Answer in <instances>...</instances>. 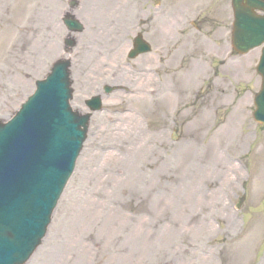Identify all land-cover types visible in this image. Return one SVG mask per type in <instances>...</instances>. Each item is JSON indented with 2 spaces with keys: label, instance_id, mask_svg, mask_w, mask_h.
Segmentation results:
<instances>
[{
  "label": "rangeland",
  "instance_id": "374dc122",
  "mask_svg": "<svg viewBox=\"0 0 264 264\" xmlns=\"http://www.w3.org/2000/svg\"><path fill=\"white\" fill-rule=\"evenodd\" d=\"M77 1L80 5L72 11L84 30L71 34L77 44L66 52L63 39L69 33L62 15L70 9L68 0H0V89L6 92H0L1 121L15 113L35 81L58 59L71 60L73 109L86 112L84 100L95 94L103 100L102 109L90 119L47 233L26 264L53 261L49 252L62 241L54 238L55 232L70 238L77 211L103 197L107 201L96 219L102 236L125 246L128 257L122 264H264V125L252 119L253 96L260 88L255 70L260 48L243 56L230 53V34H225L231 30V8L222 10L218 2L200 15H207V21L194 20L199 29L189 25L179 35L175 26L183 15L197 14L204 2H185L188 10H181L182 15L178 8L184 2H166L171 15L152 51L134 60L126 58L135 23L142 17L126 20L128 34L119 46L123 70L88 80L87 73L74 69L75 59L94 44L89 31L105 25L95 27L96 20H104L103 5L101 0ZM140 4L130 2L134 15ZM20 43L23 49L17 50ZM170 46L177 54L171 56ZM193 64L201 75L193 79V88L181 91L179 83H184ZM138 70L154 80L168 72V85H179L180 94L167 95L166 104H155L148 116L136 120L131 128L138 138L133 141L121 130L110 132L123 128L121 114L128 109L132 114V104L122 97ZM103 84L117 90L105 94ZM116 134L118 138L112 137ZM122 147L134 149L127 152ZM199 170L207 173L206 182Z\"/></svg>",
  "mask_w": 264,
  "mask_h": 264
},
{
  "label": "water",
  "instance_id": "95a60500",
  "mask_svg": "<svg viewBox=\"0 0 264 264\" xmlns=\"http://www.w3.org/2000/svg\"><path fill=\"white\" fill-rule=\"evenodd\" d=\"M231 5L233 48L246 53L264 43V14L255 13L264 12V0H232ZM64 22L81 30L75 20ZM146 50L138 44L129 56ZM68 66L67 60L56 61L15 115L0 122V264H23L40 244L85 140L90 115L69 107ZM256 69L262 82L253 117L263 123L264 46ZM86 103L93 111L100 108L97 97Z\"/></svg>",
  "mask_w": 264,
  "mask_h": 264
},
{
  "label": "bare ground",
  "instance_id": "6f19581e",
  "mask_svg": "<svg viewBox=\"0 0 264 264\" xmlns=\"http://www.w3.org/2000/svg\"><path fill=\"white\" fill-rule=\"evenodd\" d=\"M100 4L103 5L101 8L104 16L102 19L104 20H96L97 23L95 27L98 28L101 23L105 25H101L102 30L96 32L89 31L88 35L94 40V44H92V47H86L79 52V55L75 59L74 67V69L77 67L79 72H83L84 74L87 73L85 77L88 80L95 81L97 78L105 79L113 76L116 71L123 68L121 61L122 54L119 52V46L123 44L128 34V22L126 20H129L131 15V11L127 7L125 0H101ZM95 9H97V7ZM95 18H100V16L95 15ZM28 29L30 31L32 28L28 27ZM32 30L34 32V27ZM15 46L16 42L13 47ZM100 46L102 49L99 50ZM18 48L23 49L21 43L16 49L18 50ZM174 54L177 53H173V55ZM116 58H118V60L114 63ZM169 63H173L171 58ZM88 67L91 69L89 72L86 71ZM122 70L123 69L120 71ZM188 73V77H186L184 83H181L182 81L179 83L180 86L182 85V88H180L179 85L174 83L168 85L166 79L168 75L166 72L160 74L159 79L154 80L145 70L136 71V74L132 75V79H134L133 86L129 87L127 89L128 93L126 92V95L122 97L125 102L132 104L133 107L130 108L132 114L129 113V109L124 114H121L120 116L125 120L123 128L113 130L110 133L121 130L122 134H128L133 138V141H135L138 135L134 131L135 128L131 127L136 124V120L138 121L142 117L148 116L154 110L155 104L158 103V105H161L165 103V101H167V99H165L167 95L177 94L179 96L180 90L182 91L186 88L191 89L195 86L193 79L199 78L201 73H198L195 64L192 65ZM16 78L19 83L24 82L20 76H16ZM126 79L129 78L126 77ZM0 88H2L1 85ZM0 92L4 91L0 89ZM4 93L6 94V92ZM178 99L180 98L178 97ZM121 111H123V109H121ZM112 120H117L116 116L112 118ZM112 137L118 138V134ZM122 148L123 151H127L128 149L125 147ZM133 149L131 147L128 151H133ZM199 156L202 158L204 154H200ZM164 172L165 171H162L160 174L162 175ZM199 174L201 175L202 181L206 182L208 179L207 173L199 170ZM178 189L181 190L180 185ZM175 194H177V190ZM97 196L99 198L102 197L101 195ZM103 201H107L105 197L98 202L85 205L83 209L77 211L78 216L76 215V217H74L75 223L72 222L70 224L71 232H68L70 238L66 237L67 235L64 233L55 232L54 238L57 237L58 239H62V241L59 243L61 245H55L49 252L53 261L49 260L48 264H122L124 256L128 257V252H126L124 248L125 246L118 245L115 238L102 236L101 224L99 220L96 219L98 212L103 208ZM103 239H105L107 243H105Z\"/></svg>",
  "mask_w": 264,
  "mask_h": 264
},
{
  "label": "flooded vegetation",
  "instance_id": "af4514ba",
  "mask_svg": "<svg viewBox=\"0 0 264 264\" xmlns=\"http://www.w3.org/2000/svg\"><path fill=\"white\" fill-rule=\"evenodd\" d=\"M128 2H134V0H128ZM166 2H184L181 7L178 8L179 15H182V11H187V5L185 2H222V8L225 6V2L228 0H141L142 6V26L139 32L142 33L145 40L150 43H156L158 38L163 35L166 27V14H167V3ZM183 8V9H182ZM199 14H192L185 16L183 15L181 21L184 23H189L192 20L205 21L206 18L199 17ZM186 17H191L186 18Z\"/></svg>",
  "mask_w": 264,
  "mask_h": 264
}]
</instances>
